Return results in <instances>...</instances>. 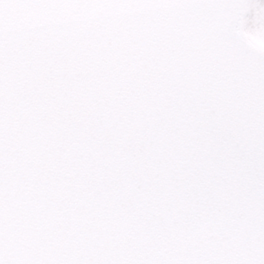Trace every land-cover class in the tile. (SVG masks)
<instances>
[{
	"label": "snow or ice",
	"instance_id": "1",
	"mask_svg": "<svg viewBox=\"0 0 264 264\" xmlns=\"http://www.w3.org/2000/svg\"><path fill=\"white\" fill-rule=\"evenodd\" d=\"M0 264H264V0H0Z\"/></svg>",
	"mask_w": 264,
	"mask_h": 264
}]
</instances>
